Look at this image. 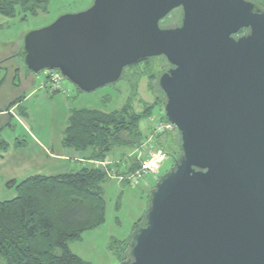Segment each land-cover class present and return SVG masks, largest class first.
Listing matches in <instances>:
<instances>
[{"label":"water","instance_id":"95a60500","mask_svg":"<svg viewBox=\"0 0 264 264\" xmlns=\"http://www.w3.org/2000/svg\"><path fill=\"white\" fill-rule=\"evenodd\" d=\"M181 8L179 25L160 21ZM247 32L240 34L242 30ZM25 75L80 91L154 57L181 156L119 264H264V8L252 0H94L23 37Z\"/></svg>","mask_w":264,"mask_h":264},{"label":"rangeland","instance_id":"374dc122","mask_svg":"<svg viewBox=\"0 0 264 264\" xmlns=\"http://www.w3.org/2000/svg\"><path fill=\"white\" fill-rule=\"evenodd\" d=\"M47 1V11H40L37 16H29L27 19H21L19 16L6 17L0 14V21L3 19L0 22V77L2 76L0 109H4L15 98L26 95L32 89L35 90L33 94L27 96L25 101L20 102L27 109L28 115L21 114L22 109H18V105H15L11 125L2 131V138L9 147L7 150L3 149L4 160H0L1 201L12 199L17 195L16 185H7V182L13 178L21 180L34 173L54 174L67 171L66 168L57 171L35 168V172L26 174L21 170L18 171V168H22L19 165L20 158L26 159L38 151L43 155L42 158L45 161L41 162L44 164L61 162L47 158L45 150L57 152L61 148V141L73 108L87 106L103 111H112L121 108L129 98L138 111L142 110L145 105L157 102L158 107L153 115L160 116L164 112V104L160 100L161 90L158 79L160 74L169 67V64L162 56L150 58L125 68L120 80L93 92L80 91L66 77L60 90L51 89L49 86L44 88L42 73L24 77L26 71L23 62L16 56L22 49L24 35L33 29L52 23L62 14L86 10L94 2V0ZM253 1L264 2V0ZM180 15L181 10L175 9L162 20L161 24L163 26L173 25L179 21ZM10 56H13L12 61L7 63L8 67H6L3 60ZM17 67L20 68V72L13 81V71ZM4 77L6 79L2 83ZM67 87L73 88L74 91L67 93ZM3 117L5 120L8 116L3 115ZM151 123L154 125L150 119H144L140 126L143 127ZM174 138L177 139L174 142L178 143L179 136L175 135ZM168 148L181 154L179 145L172 143ZM66 150L71 157H75L76 154L80 155L75 149ZM0 152L2 153L1 148ZM117 153L115 150L111 156H115ZM65 163L69 164L70 168L76 167V169H79L81 164L78 161H65L63 164ZM174 165L175 160L172 154L167 155L158 168L157 175L162 176ZM157 180L154 177H149V184H145L143 181L132 184L130 181L107 179L104 183L105 222L94 229L85 231L81 239L71 241L69 243L71 250L91 264H119L121 260L118 255L125 248V241L130 240L135 227L144 222L150 193ZM0 264L3 263L0 262Z\"/></svg>","mask_w":264,"mask_h":264},{"label":"trees","instance_id":"16d2710c","mask_svg":"<svg viewBox=\"0 0 264 264\" xmlns=\"http://www.w3.org/2000/svg\"><path fill=\"white\" fill-rule=\"evenodd\" d=\"M257 4L264 8V2ZM47 7V0H0V14L6 17L21 15L22 19H27L29 16H37L40 11H47ZM244 31L247 32V29ZM12 57L3 60L6 67ZM19 72V67L14 69L13 81ZM24 98L25 95L15 98L4 109H0L1 150L9 147L2 138V131L11 125L14 118V113L10 110L18 105V109H22L21 114L28 115L27 109L20 103ZM160 100L165 106L162 91ZM156 107L157 102L145 105L138 111L128 98L121 108L110 112L89 107L73 108L62 143L66 147L89 153L90 160L106 161L117 147H135L146 141L147 137L144 136L140 124L142 120L153 116ZM3 115L8 117L3 120ZM162 119L168 121L164 112ZM177 135L179 136L178 129ZM174 140H177L174 133L161 134L158 148L168 154L178 153L168 148L172 143L179 145L180 136L178 143ZM125 155V160L123 158L116 166L119 173L129 175L141 167L145 153L142 159L137 154L129 157ZM180 156L181 154L179 158ZM125 162L127 167L122 168L121 165ZM113 167L83 164L79 169L67 173L34 174L19 181L7 182L9 186L16 185L17 195L0 201V262L91 264L74 253L69 243L81 239L85 231L105 222L103 183ZM129 242L130 240L125 241V248L118 255L120 260L128 258Z\"/></svg>","mask_w":264,"mask_h":264},{"label":"crops","instance_id":"0c3cea01","mask_svg":"<svg viewBox=\"0 0 264 264\" xmlns=\"http://www.w3.org/2000/svg\"><path fill=\"white\" fill-rule=\"evenodd\" d=\"M19 17L22 19V16L21 15H19ZM1 21H3V19L1 20ZM0 21V22H1ZM1 25V24H0ZM1 29V28H0ZM2 77V76H1ZM1 77H0V81H1ZM24 77H28V76H25V74H24ZM42 86L44 87V88H47V85L45 86V85H43V80H42ZM34 89H32V90H30V91H28L29 93H27L26 95H25V98L23 99L24 101H25V99H27V96H29V95H31V94H33L34 93ZM74 91V89L73 88H69V87H67V93L68 92H73ZM23 101V102H24ZM85 107H87V106H85ZM76 108H82V107H76ZM89 108H91V107H89ZM93 109H95V108H93ZM14 108H12L11 109V111L14 113ZM107 112H110V111H107ZM27 113H28V111H27ZM148 127H150V128H148ZM141 130H142V132L144 133V135H146V137H147V139L146 140H148V139H152V141H153V144H154V146L156 147V148H158L159 147V135H153L152 134V132H153V125H152V123L151 124H146V125H144L143 127H141ZM147 131V133H145V131ZM175 135H177V134H174V136ZM63 139V138H62ZM61 143H62V141H61ZM18 147H20V146H18ZM66 149H73V148H69V147H66V146H64L63 145V143L61 144V148L56 152V151H54V150H45L46 151V157L47 158H51V159H56V160H58V161H61V162H50V163H48V164H44L43 162H41L42 160L43 161H45L44 160V158H42V153L41 152H37V153H35V154H33L32 156H29V157H27L26 159H24V158H20V160H19V165H21L22 166V168H18V171L19 170H21V171H23L24 173L26 172V174L27 173H31V172H35L36 171V169L35 168H37V169H39L40 170V168H47V169H49V170H53V171H57V170H61V168H66L65 170H67V171H65V172H61V173H54V174H44V175H55V174H62V173H67V172H71V171H74V170H77L76 169V167H69V164H63L65 161H75V162H80L81 164H80V166H79V168L81 167V165H83V164H94V165H96V166H103V167H109L110 168V166H112L113 167V165L112 164H114V167H113V169H112V172L111 173H109L108 174V178L107 179H109V178H115V179H117V180H121V181H129L128 179H127V175H124V174H121V173H119L118 172V170H117V162H119L120 160H122L123 158H124V155H125V157H129V156H132V155H135V154H137V156L139 155V157H141V159L144 157V152H141L140 151V149H141V145H139V146H135V147H133V146H131V145H128V146H123V147H117L115 150L118 152L117 153V155H115V156H111V154L109 155V157L107 158V160L106 161H103V162H100V161H97V160H90L89 158H88V155H89V153H86V152H81V151H78V153H80V155L79 154H76L75 155V157H71L68 153H67V150ZM120 149V150H119ZM114 150V151H115ZM2 151V153L0 152V160H4V155H3V150H1ZM77 151V150H76ZM113 151V152H114ZM112 152V153H113ZM41 159V160H40ZM131 159H132V157H131ZM42 163H43V165H42ZM122 168H125V167H127V164H126V162L125 163H122ZM34 174H43V173H34ZM34 174H29V175H27L26 177H28V176H30V175H34ZM121 175V176H120ZM26 177H24V178H26ZM24 178H22V179H24ZM21 179V180H22ZM106 179V180H107ZM11 180H17V181H19L18 179H16V178H13V179H11ZM105 180V181H106ZM9 182V181H8ZM105 183V182H104ZM104 183H103V189H104ZM1 201V200H0Z\"/></svg>","mask_w":264,"mask_h":264},{"label":"built area","instance_id":"2783aa9c","mask_svg":"<svg viewBox=\"0 0 264 264\" xmlns=\"http://www.w3.org/2000/svg\"><path fill=\"white\" fill-rule=\"evenodd\" d=\"M41 73L44 75L43 85H47L54 90H60L66 80L58 70L46 69ZM150 120L154 123L152 132L154 136L166 133L177 134L176 126L169 121L163 120L162 115H153ZM140 151L145 153L141 167L126 177L132 184H138L141 181L145 184H149V177H154L155 179L159 178L157 170L169 154L161 148H156L152 139L143 142ZM172 156L175 161L179 159V154L177 152H173Z\"/></svg>","mask_w":264,"mask_h":264},{"label":"flooded vegetation","instance_id":"af4514ba","mask_svg":"<svg viewBox=\"0 0 264 264\" xmlns=\"http://www.w3.org/2000/svg\"><path fill=\"white\" fill-rule=\"evenodd\" d=\"M252 1H253V0H252ZM254 2H255V1H254ZM177 9H180V10H181V15H180V19H179V21H178L177 23L173 24V25H170V26H163V25L161 24V22H162V20H163V19H162V20L160 21V24H161L162 27L166 28V27H174V26L179 25V23H180V21H181V17H182V9H181V8H177ZM167 16H168V15H167ZM167 16H166V17H167ZM243 33H245L244 30H242L240 34H243Z\"/></svg>","mask_w":264,"mask_h":264},{"label":"bare ground","instance_id":"6f19581e","mask_svg":"<svg viewBox=\"0 0 264 264\" xmlns=\"http://www.w3.org/2000/svg\"><path fill=\"white\" fill-rule=\"evenodd\" d=\"M124 74V73H123ZM121 176V175H120Z\"/></svg>","mask_w":264,"mask_h":264}]
</instances>
